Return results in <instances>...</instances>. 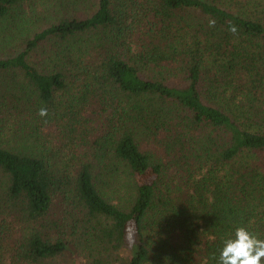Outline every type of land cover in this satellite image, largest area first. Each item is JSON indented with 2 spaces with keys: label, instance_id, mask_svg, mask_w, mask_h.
Returning <instances> with one entry per match:
<instances>
[{
  "label": "trees",
  "instance_id": "1",
  "mask_svg": "<svg viewBox=\"0 0 264 264\" xmlns=\"http://www.w3.org/2000/svg\"><path fill=\"white\" fill-rule=\"evenodd\" d=\"M29 1L49 18L7 54L30 16L0 0V216L23 227L11 263L71 249L83 264H217L236 227L264 239V5Z\"/></svg>",
  "mask_w": 264,
  "mask_h": 264
},
{
  "label": "rangeland",
  "instance_id": "2",
  "mask_svg": "<svg viewBox=\"0 0 264 264\" xmlns=\"http://www.w3.org/2000/svg\"><path fill=\"white\" fill-rule=\"evenodd\" d=\"M22 0L21 4L23 3V10L25 13V16L29 15V21L23 23L20 28H18L20 30L15 32L12 36V38L7 41L5 46H2V48L5 49L6 53H11L15 50H18L20 47H22L21 45V41L27 37L25 35L27 28H31V30H29V33H31L32 31L36 30H40L41 28L44 27V25L46 24V19L49 18H45L49 12V8L47 7H42L45 6L44 4H46L43 1H39V3H35V2H30L29 0ZM233 1H237L238 3H245L248 2L249 3H257L258 5H264V0H233ZM236 2V3H237ZM40 4V5H39ZM21 6V5H20ZM49 6V5H47ZM6 53H4L3 51H0V56H4L6 55ZM61 98L63 96L59 95ZM59 107V113L60 115L65 114V119L69 120L70 117H72L73 115L70 114L73 112V107L71 105L68 104L67 100H62V102H60V105H58ZM74 113V112H73ZM79 117L82 116L83 120H87L89 118V116L86 113H81L80 115H78ZM101 123L97 118L94 119L92 126L94 128H97L98 124ZM46 124L48 125H44L41 127L42 130V134L43 137H46L48 141H50L51 143H55L54 147L56 149V147H61L64 148L65 146L63 145V137L66 136V131H64L63 129H61V127L63 125H59V128L55 125V124H49L46 122ZM59 129V131L57 130ZM2 218V220H0V246L2 247V250H0V252L2 253L1 255V261L2 264H12L11 263V259L10 257L13 255V250L12 247L14 246L15 242L17 241V239H19V235L21 234V231L23 229L21 224H18L14 219L15 218H9L6 215L0 216V219ZM60 264H83V260L81 258H78V256L76 257L73 254V251L70 249L65 253L64 258H62L61 260H59Z\"/></svg>",
  "mask_w": 264,
  "mask_h": 264
},
{
  "label": "clouds",
  "instance_id": "3",
  "mask_svg": "<svg viewBox=\"0 0 264 264\" xmlns=\"http://www.w3.org/2000/svg\"><path fill=\"white\" fill-rule=\"evenodd\" d=\"M212 22H210V26ZM229 31L235 34L237 28L229 26ZM41 118L47 117L48 109L41 107L37 113ZM264 258V239L250 232L244 226H238L232 237L223 241L217 264H261ZM212 259H216L213 255Z\"/></svg>",
  "mask_w": 264,
  "mask_h": 264
}]
</instances>
